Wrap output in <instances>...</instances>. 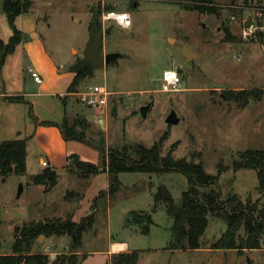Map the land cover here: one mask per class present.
<instances>
[{"label": "rangeland", "instance_id": "obj_1", "mask_svg": "<svg viewBox=\"0 0 264 264\" xmlns=\"http://www.w3.org/2000/svg\"><path fill=\"white\" fill-rule=\"evenodd\" d=\"M3 1L0 0V38L8 43L13 32ZM32 1L30 13L18 20L19 26L28 32L38 25L40 36L60 68L66 61L75 63L84 58L94 12H127L133 25L127 30L114 24L107 26L113 30L104 38L103 53H119L122 58L96 70L80 85V92L88 87H105L111 94L108 106L90 109L76 98L75 110L72 112L71 105L67 107L70 125L76 118L88 123L86 142H60L58 127L37 125L38 120L62 122L64 104L60 98H28L14 106L17 111L8 119L1 116L6 104L0 98V144L29 138L27 172L0 175V255L11 252L2 245L12 240L15 244V227L68 218L79 224L94 214V222L83 230L80 249L72 250L67 236L46 239L42 235L32 253H45L46 248L56 258L77 253L80 264H111L119 255L135 252L140 253L137 264H264V245L261 250L244 253L210 249L211 243L226 231V224L216 219H210L203 238L207 241L205 248H169L173 222L165 205L155 202V196L158 188L165 186L179 202L189 188L184 175L123 173L119 176L121 188L112 196L110 176L105 171L111 149L130 151L137 144L151 148L167 135L162 144L163 156L174 150V159L202 163L211 175H217L222 167L225 172L218 185L224 196L233 192L242 201L261 199L257 172L235 170L237 162L243 164L241 153L264 150V50L259 42L243 39L242 26L230 18V6L247 0H213L222 9L217 15H201L180 5L190 0ZM226 29L234 37L232 41L225 40ZM185 45L195 58L186 59ZM30 66L21 51L8 57L0 65V93L36 92L38 85L29 73ZM172 68L180 73L183 89L163 93V72ZM250 90L260 91V98L229 99V93ZM145 106H150L146 118L141 113ZM173 111L181 121L168 125ZM80 130L82 126H78ZM34 135L36 141L31 138ZM37 141L57 155H78L81 161L98 167L99 174L82 179L69 169L66 174L60 173L58 185L46 193L44 186L31 181L44 169L40 160L45 156ZM69 167H73L72 162ZM36 170L42 171L34 174ZM70 191L81 198L67 201ZM120 243H127L128 248L115 251L114 245Z\"/></svg>", "mask_w": 264, "mask_h": 264}, {"label": "trees", "instance_id": "obj_2", "mask_svg": "<svg viewBox=\"0 0 264 264\" xmlns=\"http://www.w3.org/2000/svg\"><path fill=\"white\" fill-rule=\"evenodd\" d=\"M236 1V0H233ZM183 8L197 12L201 15H217L222 10L213 0H190L189 3H180ZM33 6L32 0H4L3 10L13 35L8 43L0 38V65H4L6 59L15 52L22 42L24 35L17 28V19L30 13ZM111 11V10H108ZM102 12L99 11V16ZM100 28H102L99 23ZM234 37L226 29V41H232ZM75 74L69 92L78 93V89L84 80L92 78L95 70L86 58L78 59L69 68ZM260 91H242L239 94L229 93V99L235 100L242 97L251 100L260 98ZM240 96V97H239ZM11 103L25 102L21 97L8 99ZM85 120V119H84ZM76 118L72 125L67 117L62 125L52 122H43L47 126L58 127L66 141L86 142V129L88 123ZM78 126L82 130L78 131ZM167 135H163L160 141L151 148L143 144H137L122 150L111 149L107 153L105 171L110 176L109 192L113 196L121 188L119 176L123 173H140L162 175L167 173H179L184 175L189 184L187 191L182 193L177 202L167 187L160 186L155 196L157 204H164L168 217L172 220L171 242L169 248L176 250H199L205 248L207 241L203 238L209 228L210 219L221 220L226 224V231L221 238L210 245V249L219 251H246L261 250L264 245V150H249L241 153L240 161L235 164V170L247 168L255 170L258 176L257 191L260 200L248 199L242 201L239 195L230 192L224 196L220 190L218 181L225 172L219 167L217 175L209 174L202 163H193L186 158L174 159L171 150L166 156L162 155V144ZM28 139L4 141L0 144V175L8 177L12 174L23 175L27 172V146ZM66 170L71 169L78 173L82 179H89L99 174L100 169L95 165L80 160L78 155L67 158ZM70 162L73 167L70 168ZM58 174L47 168L41 174L32 177L35 185L45 187V192L50 193L58 185ZM81 198L80 194L70 191L66 194L67 201ZM91 224V223H90ZM153 224V222H152ZM80 223L71 218L66 220L32 221L15 227V244L10 253L0 255V264H80L79 255L70 253L62 255L51 261L45 253H32V248L40 236L46 239L51 237L67 236L71 239V249L78 250L83 246V230L76 231ZM149 228L146 229V232ZM207 248V247H206ZM140 253L119 255L112 260V264H137ZM86 259V255L83 256ZM251 261V260H250ZM248 264H253L248 261Z\"/></svg>", "mask_w": 264, "mask_h": 264}, {"label": "crops", "instance_id": "obj_3", "mask_svg": "<svg viewBox=\"0 0 264 264\" xmlns=\"http://www.w3.org/2000/svg\"><path fill=\"white\" fill-rule=\"evenodd\" d=\"M94 1L95 0H92V1H90V3L94 2ZM90 3L88 5H90ZM114 11H118V10H114ZM21 18L23 20V18H25V15L20 16L17 19V21H16L17 22V28L23 34L27 33L26 34L27 38L26 37L23 38L22 42L17 46L15 52L13 54H11L9 57H13L17 52L21 51V53L23 55H25V59L31 65L29 68V73H30V69H32L33 71H35L39 75H42L44 80H43V83H41V84H38V83L36 84L34 82V84L38 85L36 92H31V93H27V94L24 92H19V93L3 92V93H0V98L3 99V102L6 104V108L4 109V113L1 116L3 118L8 119L15 111H17L16 107H14V106L18 103L9 102L8 99H10V98L21 97L24 99L25 102H27L28 98H49V97L55 96V97L60 98L64 104V116H63V119L61 120L62 122H52V123L62 125V123L66 117L69 120L68 116L71 113L70 111H67V107H69V105H71L70 107H71L72 112H73L75 110L74 101L77 100L76 98H78L77 93L71 94L69 92V88L75 79V74L70 72L68 68L74 63L66 61V63H65L66 65L65 66L61 65V68H60V66H58L59 61L50 55L43 38L40 36V34L38 32V25L35 24V27L32 30L25 32V29L21 28L19 26V23H18V20H20ZM22 23H23V21H22ZM89 29H90V27H89ZM106 29L107 28H105V30ZM125 30H127V29H125ZM24 36H25V34H24ZM88 40H86V41L88 42ZM86 44L87 43H85L84 47H86ZM84 50H85V48H84ZM111 53H114V52H111ZM111 53H109V54H111ZM80 88H81V86L78 89V93H80V91H79ZM54 91H56V93ZM2 109L3 108L0 106V111ZM42 123H43L42 121L38 120L37 125H41ZM33 137H34V140L36 141L37 138L35 137V135L32 136L31 138H33ZM26 139L29 140V138H26ZM58 139L60 140V142H63V143L73 142V141H66L64 139L61 131H58ZM28 143H29V141H28ZM37 143H38V141H37ZM39 146H40L41 152L45 156V157H41L40 163L43 164V162H46L48 164V167H44L42 165L44 168L43 171L42 170H36L33 173L36 174L39 171L44 172L47 168H51V169H53V171H55L58 174L59 178H61L60 173L66 174L67 170L65 167L68 163L67 162V154L57 155V153H54V151L49 150V148H46L43 144H42V146L39 144ZM27 148H28V146H27ZM27 157H28V149H27ZM59 158L61 160H59ZM27 160H28V158H27ZM39 173H41V172H39ZM120 244H124L126 246V248H128L127 243H120ZM123 250L124 249H121L119 251H123ZM253 251H258V250H253Z\"/></svg>", "mask_w": 264, "mask_h": 264}, {"label": "built area", "instance_id": "obj_4", "mask_svg": "<svg viewBox=\"0 0 264 264\" xmlns=\"http://www.w3.org/2000/svg\"><path fill=\"white\" fill-rule=\"evenodd\" d=\"M229 9L232 13L231 20L239 22V25L242 26L243 39L259 42L264 50V0H247L246 2L234 3ZM99 21L103 29L107 28L109 24L117 25L122 29H130L133 25L129 13L114 10L102 12ZM248 22L250 25L247 27ZM30 74L36 83H43L40 75L32 69H30ZM182 89L183 80L180 73L175 69L165 70L162 75L161 91L163 93H178ZM110 96L108 90L100 86L89 87L88 90L77 93L79 101L90 109L106 108ZM42 165L48 167L46 162H43ZM45 254L49 256L51 261L56 258L49 252L48 248H46Z\"/></svg>", "mask_w": 264, "mask_h": 264}, {"label": "water", "instance_id": "obj_5", "mask_svg": "<svg viewBox=\"0 0 264 264\" xmlns=\"http://www.w3.org/2000/svg\"><path fill=\"white\" fill-rule=\"evenodd\" d=\"M99 14L97 12H94V18L93 21L90 24L89 29V40L86 44L85 50L83 52L84 58L87 59V61L91 64L94 70L104 69L105 67L110 66L113 63L118 62L119 59L122 58V55L119 53H111L108 55H105L103 53V42L104 38L107 35H110V33L113 30V27H110L108 29L100 28L99 25ZM250 25V22L246 24L248 27ZM183 55L186 57L187 60L193 59L196 56L194 53H192L188 46H184ZM150 110V106L142 107L141 113L144 118L147 116V112ZM181 119L178 117V115L173 111L171 112L170 116L167 119L168 125H177L179 124ZM23 191V187L20 189V193ZM94 222V214H90L89 216L85 217L83 221L80 223V225L77 227L76 231L84 230V228ZM14 241L7 242L2 245L3 248L12 249L13 248Z\"/></svg>", "mask_w": 264, "mask_h": 264}, {"label": "bare ground", "instance_id": "obj_6", "mask_svg": "<svg viewBox=\"0 0 264 264\" xmlns=\"http://www.w3.org/2000/svg\"><path fill=\"white\" fill-rule=\"evenodd\" d=\"M125 247H126L125 245L116 244V245H114L113 249H114L115 251H119V250H121V249H123V248H125Z\"/></svg>", "mask_w": 264, "mask_h": 264}]
</instances>
